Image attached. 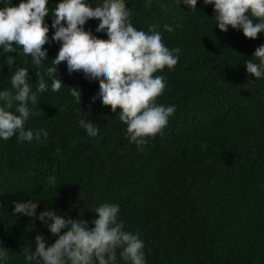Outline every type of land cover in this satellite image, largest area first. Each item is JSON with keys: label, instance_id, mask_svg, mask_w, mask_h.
<instances>
[{"label": "trees", "instance_id": "trees-1", "mask_svg": "<svg viewBox=\"0 0 264 264\" xmlns=\"http://www.w3.org/2000/svg\"><path fill=\"white\" fill-rule=\"evenodd\" d=\"M57 2L48 0L49 14ZM125 6L134 27L147 32L159 26L162 43L181 49L171 70L154 74L165 78L156 103L175 105V112L161 132L144 138L142 150L129 143L119 109L91 102L97 84L82 71L69 74L65 62L55 65L63 85L50 90L45 69L59 42L42 46L49 61L41 66L19 46L0 52V90L14 91L11 74L21 66L31 88L43 77L46 90L24 128L48 133L46 141H18L15 135L0 141L4 264H26L22 250L35 248L37 234L49 244L54 240L35 217L12 212V202L25 199L39 203L37 213L48 207L89 228L97 206L118 204L124 230L144 243L146 264H264V76L254 78L244 64L256 62L252 54L264 33L251 39L231 26L220 31L212 5L202 0L192 11L175 0H125ZM52 19L44 18L49 38ZM177 22L173 33L164 31V24ZM98 23L90 18L84 28L105 39L95 32ZM7 55L15 57L12 66ZM69 87L80 89L81 104ZM81 118L98 128L96 137L88 139L77 123ZM117 264H124L118 252Z\"/></svg>", "mask_w": 264, "mask_h": 264}, {"label": "clouds", "instance_id": "clouds-1", "mask_svg": "<svg viewBox=\"0 0 264 264\" xmlns=\"http://www.w3.org/2000/svg\"><path fill=\"white\" fill-rule=\"evenodd\" d=\"M150 2V0H148ZM48 0H0V52H15L19 46L31 63L41 66L49 61L46 43L59 42V48L49 67L45 69L51 80L50 90L58 92L63 85L57 76L61 62L66 63L69 74L82 71L85 79L96 82L97 93L91 102L99 101L110 106L112 112L119 109V120L126 125L129 143L135 142L138 150L146 143L145 137L161 132L168 118L175 112V105L157 104L163 93L165 78L154 75L167 67L171 70L178 61L181 49H169L162 43L159 26L148 31L138 30L130 22V9L125 0H100L93 6L90 0H58L49 14ZM186 5L188 11L197 9V0H175ZM212 5L215 26L226 32L228 27L242 31L246 38L255 39L264 33V0H202ZM53 19L51 38L49 24L44 18ZM90 18L99 23L96 33H104L105 39L85 30ZM164 24V31L173 33L180 28ZM252 61H244L245 70L254 78L264 76V43L253 52ZM7 65H13L15 57L5 56ZM39 73H36V77ZM28 69L18 67L12 72L11 89L0 90V141L16 136L18 141L40 142L48 139L47 131L25 129L24 124L37 106L38 94L46 90L43 77L29 86ZM70 94L81 104V91L69 87ZM88 139L97 136L98 128L81 118L77 121ZM54 177H49V183ZM12 212L35 217L50 232L54 240L47 243L42 234L34 237L35 248H24L26 264H117V252L124 264H146L144 243L138 235L125 231L118 219L119 205L102 203L95 208L96 218L92 227L83 219L69 220L45 207L37 213V202L31 199L13 201ZM7 259L6 248L0 247V264Z\"/></svg>", "mask_w": 264, "mask_h": 264}]
</instances>
